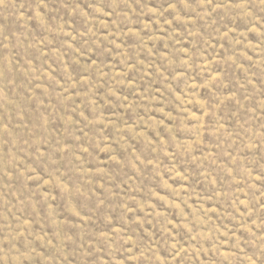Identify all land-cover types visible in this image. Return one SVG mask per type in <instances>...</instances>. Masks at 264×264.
Here are the masks:
<instances>
[{
  "label": "rangeland",
  "instance_id": "1",
  "mask_svg": "<svg viewBox=\"0 0 264 264\" xmlns=\"http://www.w3.org/2000/svg\"><path fill=\"white\" fill-rule=\"evenodd\" d=\"M0 264H264V0H0Z\"/></svg>",
  "mask_w": 264,
  "mask_h": 264
}]
</instances>
